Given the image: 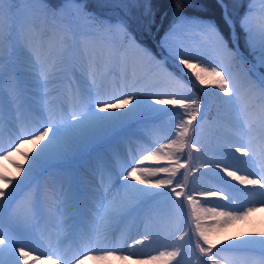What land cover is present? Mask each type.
I'll return each mask as SVG.
<instances>
[{
    "label": "snow or ice",
    "instance_id": "snow-or-ice-1",
    "mask_svg": "<svg viewBox=\"0 0 264 264\" xmlns=\"http://www.w3.org/2000/svg\"><path fill=\"white\" fill-rule=\"evenodd\" d=\"M31 2L39 6L42 11L50 10L53 15H64L66 9H73L76 14L85 16L98 31L117 34L124 39L120 46L111 42H102V47L97 48L93 44L95 33L78 31L71 23L52 35L44 33L36 23L27 26L20 23L15 27L9 24L6 28L4 17L13 13L18 0H0V160H7L17 154L27 160L28 154L22 151L23 145L28 142L36 144L46 141L40 151L32 157L31 166L27 170L21 165H15L18 171L27 172L24 180L13 186V180L0 173V185L12 186L10 192L7 188L0 187V245H3L0 247V264H21V262L28 264L33 252H37L36 259L44 256L52 260V264L58 262L83 264L85 259L108 261L115 258L126 261L134 253L116 255V247H100L109 240L112 220L125 214L141 198L168 196L170 199L172 194L178 198L183 196L184 201L187 202L188 216L197 238L195 248L199 250L201 256L207 257L202 264L209 262L210 264H264V232L250 235L242 242L231 244L217 252L213 251L216 247L215 237L221 231L233 223L247 220L252 214L264 208V75L260 77L258 84L249 82L242 85L231 72L237 61L246 63L247 57L240 52L239 37L236 35L237 23L227 13V6L224 5L223 0L217 2L225 9L223 20L230 30L231 47L229 39L225 38L214 19L211 17L193 19L184 14H179L173 25L164 33L161 45L168 47L179 65L193 70L196 81L201 85H213L218 91L210 95L231 113L232 118L225 122L220 132L222 143L216 152L224 158V161H215L212 165L219 169L215 177L224 185V189L208 190L201 192L200 195H218L222 190L239 193L249 198L244 207L232 206L237 201L236 195L224 197L230 200L229 204L203 207L192 192L184 191L188 186L189 176L195 175L188 167L193 160L192 153L208 151L194 141L192 136L196 127L193 122L196 121L201 106L198 99L187 100L179 94L180 90L186 87L183 81L163 63L157 61L153 54L137 41L130 31L133 24L130 14L126 12L116 21L107 22L93 18L91 14H85L78 0H66L65 5L59 8L50 6L49 0H31ZM142 16L145 25L150 26L155 22V14L150 2L145 3ZM193 27L212 49L218 63L202 62L178 45L181 29ZM239 31L244 34L245 47L252 61L264 68V11L259 15L251 10L246 12L240 18ZM130 52L139 60L154 66L152 75L138 73L135 61H130ZM74 63L82 69L81 75L77 76V80L80 81L79 96L76 97L79 101V109L67 115L65 122L64 113H58L54 102L48 99L50 95H56L55 92H49V89L73 67ZM109 82L115 90L123 89L122 94L114 100L92 101L93 94L97 97L103 95ZM157 88L161 91H153ZM145 93L151 95L145 98ZM257 96L259 103H256ZM30 100L40 104L42 108H47L46 117L42 111L36 112L43 122L34 130H29L26 122L15 115L21 112L23 103ZM152 104L179 105L187 113L188 119L181 117L179 130L170 143L157 141L159 146L155 150L147 147L139 155H133L130 162L125 161L124 173H122L125 183L120 185L124 196L121 197L118 193L117 197L106 201L103 194H100L99 207L96 209L99 223L95 225L92 234L85 232L79 236V243L70 259L63 249L64 241L57 238L53 242L50 236L45 239L43 235H36L29 230V226L38 216L37 203L24 201L18 205V220L25 226L24 231L9 230L6 227L5 215L13 209L20 194L35 178L37 169L45 162L86 148L99 141L110 129L135 118L144 110L165 111L153 108ZM129 105L133 107L126 112L99 115L100 112L108 109H126ZM5 131L7 142H5ZM165 148L169 151L164 152ZM185 149H188L187 163H181L177 153H182ZM237 153L240 155H236ZM153 159H166L171 163L168 166H145V161ZM105 168L106 166L102 164V173ZM181 168L185 169L181 180L176 182V187H171ZM160 173H166L167 178L156 180L155 186L171 188L170 192H152L138 188L133 183H127L129 180H138L140 184L151 183L149 177H155ZM110 180L109 176L108 182ZM231 181H235L236 184ZM101 182H106L103 174ZM237 184L252 186V190L245 191L237 187ZM177 188L181 191H177ZM172 203L176 204L175 201ZM217 208L225 210L218 211ZM206 218L212 219L215 223L203 224L202 221ZM64 227L69 235L79 232L71 218L65 222ZM185 235L187 233L180 235L179 240L183 241ZM124 238L125 234H122L121 239ZM158 239L146 234L144 239H138L136 243L143 245L145 240L156 242ZM45 243L51 251H41ZM171 247L170 251H160L158 255H149L147 258L157 262L175 260L181 255L183 245L174 244ZM97 252L99 254L93 255ZM221 253L249 255L222 256ZM257 254L258 259L255 258ZM6 256L9 259H6ZM53 257L55 259H52Z\"/></svg>",
    "mask_w": 264,
    "mask_h": 264
},
{
    "label": "bare ground",
    "instance_id": "bare-ground-1",
    "mask_svg": "<svg viewBox=\"0 0 264 264\" xmlns=\"http://www.w3.org/2000/svg\"><path fill=\"white\" fill-rule=\"evenodd\" d=\"M48 12L49 11H42L36 4L33 8L30 7L28 4V7H26L25 11L23 12L20 11L19 7L14 14H11L10 16L6 14L4 17V25L7 28L9 24H12L15 27L20 23H24L26 26L31 23H36L39 24L41 30L44 33L50 34L52 20L51 18H49ZM28 34L30 35V33ZM129 57H133L136 62L142 63L143 65H139V67H141L142 69L144 65L147 64L146 61H142L136 58L134 53L130 52ZM60 78H63V80H59L53 86H67V81L64 79L65 74ZM78 83H80V81H78ZM154 105L157 104H152V106ZM28 111H32L31 107H29V102L23 103L21 112L15 115L19 116L22 120L26 122L28 120L26 117ZM145 111L148 110H144L135 118L122 122L113 129H110L107 134L104 135L99 141L94 142L86 148L78 151L77 155H74L75 160L72 162V166L74 167L70 168L72 169V175H70L68 181L66 173L62 174L63 178H56L54 182L47 181L49 179V177L47 176L49 170L55 166V164L50 162V164L43 166V168L41 169H38L36 171L35 178L30 181V184L28 186L25 187V190L23 192H26L28 196L24 200H22V202L32 201L38 204V216L29 226V230L36 235H43L45 239L50 236L53 242H55L57 238L61 241H64L63 249L69 259L74 254L72 248L73 245H77L79 243V237L74 241L72 238L75 233L69 235L67 229L64 227L65 222L61 223V221H63V218L66 216L64 215V213L69 214L71 211H75L76 209H78L79 206H82L86 210L88 207H90L91 211H87L85 217L86 222L84 225L85 228L83 233H93L95 225L99 223V220L96 216V209H98L97 203L100 198V194H103V197L106 201L111 200L115 196L113 195L109 198V195L103 193L102 191L97 192L95 194V188L98 185L99 177L98 173H96L95 170L89 168L93 167L94 164H100L99 158L101 156H98L100 154L103 155L104 158L117 157L122 155L118 152L108 153L110 151V148L112 151H118L123 148L125 150V154L127 153V155L133 152L135 144L129 142H120L118 137L124 133H130L133 129L142 126V124L144 123L152 122L153 120H155L151 117V114H148V112ZM114 113L115 112H106L107 115H113ZM167 117H169V115L164 116L162 119H165ZM38 120L41 123L43 122L40 116H38ZM166 124L167 120L163 121L162 124L159 125V127L161 128L160 132L163 131L162 126ZM17 125H19V123H17ZM153 128L154 125L149 127L147 129V132H145L147 133V135H143L139 139V142L145 143V141H147L146 147H151L153 150H155V148L159 145L156 142V138L152 135ZM169 137V131H167L165 138L162 141L160 140V142L170 143L171 139ZM5 140L7 141V132L5 135ZM44 143H46V141H40L36 144L28 142L23 145L22 150L27 153L28 156L32 159V157H34L40 151V148L43 147ZM201 146L207 148L208 151L205 153V155L201 156V178H197V181H201V185H196L195 189L192 191L201 206L211 207L214 205L229 204L230 200L224 199L226 195H236L237 201L234 205H232L233 207L246 206L249 198H246L239 193H230L226 190H222L218 195H200L201 192H206L208 190H214L218 188L224 189V185L219 183L215 177V173L219 172V169L212 167L215 161H224L223 157L216 154L219 146L214 143L212 144L209 140L203 141ZM163 151L165 152L164 149ZM18 155L19 154L14 155L13 157L7 160H0V173H4L10 179H12L13 186L16 183H19L20 181L24 180V177L27 175V173H24L22 177H19L20 172L17 170V167L15 165H20L22 162ZM236 155L239 156L240 154L237 153ZM241 159L247 158L241 157ZM153 160H159V162L168 165L165 162V159ZM153 160L145 161V166L147 164L153 165V163H155V161ZM226 162L231 163V161ZM60 163L62 164L64 163V161H61ZM80 165H83V167L87 168L85 169V171H90V173H88V178H84V175L86 173L84 174V172L82 171L83 167L80 168ZM113 165H109L107 170L112 171L111 169L113 168ZM101 174L104 175L102 171ZM178 176L179 174H177V176L174 178L172 186L174 185V182L178 178ZM76 177H78V179H76ZM160 178L166 179L167 174L160 173L155 177H149L152 182L142 184V188L152 192H166L163 190V187L157 188L155 186V181ZM225 179L230 180V178L228 177H225ZM76 181L79 182L77 186H75ZM231 183L236 184L235 181H231ZM0 187L7 188L9 192L12 190V186L0 185ZM237 187L243 188L245 191L252 190V186L245 187L243 185L237 184ZM170 191L171 190H168L167 192ZM90 195L96 198L92 199ZM122 196H124V194ZM165 198L169 197L159 196L156 198H143V200L146 199V201H136L132 205L131 209H134V211L131 215L127 217L120 215L115 217L116 219L112 220L110 224L109 233L111 231L112 226L114 225V221L117 219H121L118 223V226H116L114 230L115 235L113 234L110 237V240L106 244L100 245V247H116V255H128L129 252H132L134 253V255H132L130 259L126 261L115 258L110 259L108 261L85 259L83 261V264H189L187 251L188 237L185 235L183 241L179 240V236L184 235V233H186V221L177 212L167 213V210H164L165 207L162 201ZM22 202H20V204ZM217 210L223 211L225 209L217 208ZM18 215L19 207L18 205L15 206L14 204L13 209L5 215L4 222L9 230H25V226L20 224L17 220ZM12 218L13 223L11 225L12 227L16 226L15 229H12L11 225L7 224L8 221H10ZM205 221L212 222L213 220L210 218H206L202 222ZM78 224L75 223L74 225L77 226ZM77 228L80 230V226H78ZM261 232H264V208H261L259 211L252 214L247 220L233 223L230 227L221 231L219 235L215 237L216 247L213 249V251L217 252L220 249L227 248L231 244L240 243L244 239L249 238L250 235L258 234ZM122 234H125V238L123 240L121 239ZM146 234H150L151 236H153V238L158 237L159 239L156 242H153V240H145V243L143 245L137 244L136 241L138 239H144ZM133 238H135L134 241ZM174 244L183 245L181 249V255L176 257L175 260H172L170 262H157L151 261L147 258L149 255H158L160 251L172 250L171 246ZM93 246L95 247V245ZM0 247H3V245H0ZM41 251L48 252L51 251V249L47 246V243H45ZM95 254H99V252L93 253V255ZM226 254L238 256L249 255L247 253H221L222 256ZM18 255L19 253H17V256ZM36 256L37 252H33L29 257L28 264H52V260H50L49 258L42 256L40 259H36ZM5 258L9 259L7 256ZM255 258H259L258 254L255 256ZM52 259H55V257H53ZM206 259L207 257L205 258V260ZM21 264H23V262H21Z\"/></svg>",
    "mask_w": 264,
    "mask_h": 264
},
{
    "label": "rangeland",
    "instance_id": "rangeland-1",
    "mask_svg": "<svg viewBox=\"0 0 264 264\" xmlns=\"http://www.w3.org/2000/svg\"><path fill=\"white\" fill-rule=\"evenodd\" d=\"M65 2L66 1L62 2L56 8H59L62 5H65ZM78 3L80 4L81 8H83L85 14H91V16L95 19L104 20L107 22H114L117 20V19H110L106 16H101L93 11L87 10L85 8L84 2L82 1L78 0ZM28 4L32 8L35 6V4L31 2V0H18L16 7L17 9L20 7V11L23 12L25 11V8L28 7ZM17 9L15 8L13 13H15ZM249 10L259 15V13L264 11V2H262V0H250L248 2V7H247L246 12H248ZM48 15L52 19V27H51V31L49 35L55 34L56 32L59 31L60 27L62 29L66 24L71 23L78 31L89 32V33H99L100 35L104 34V38L109 37V40L108 41L106 40L107 42L114 43L117 46H120L123 43L124 38L122 36L117 35V34H106L101 31H98L94 25L89 23V21L85 18V16L76 14L73 9H70V8L66 9L64 15H53L51 11L48 12ZM190 18L198 19L197 17H190ZM177 43L181 47L182 50L190 53L191 55H193L194 57H196L202 62L212 63L208 61V60H212V58L210 57H213V59H216V56L215 57L213 56L212 49L205 43L204 39L198 34V32L195 30L194 27L181 29L180 36H179ZM157 47H158L159 52L158 53L153 52V56L156 58L157 61L163 63L165 67L168 68L169 71L173 72L175 75L178 76L179 79L183 81V83L186 85L185 89H188V91L191 94L185 97L187 100H190L192 98L199 99L196 86L200 87V90L202 87L203 89H207L209 91L208 93L209 102L206 103V110H204V112L202 111L203 116L200 117V120L198 121V125L195 124V121L193 122L196 127H195V131L193 132L192 136H193L194 141H197L199 145H201L203 141L209 140L212 144L214 143L220 146L222 143L220 132L223 129L225 122L230 120L232 117H231V113L223 105H221L218 101H216L212 95H210L212 92H215L218 90L215 89V87L211 84L201 85L198 81H196L193 70L186 69L184 68L183 65H179L176 58L170 53L168 47L161 45V41L160 43L157 44ZM193 62H195V60ZM248 62H251V64L254 67V71L250 68ZM135 63L137 65V71L140 75H152L153 67H154L152 64H149L147 62V64H145L142 69L141 67H139V65H143L142 63L140 62H135ZM79 67L80 66L76 64L74 68L68 70L67 75L65 76L68 79L67 86L65 85L52 86L51 89L49 90V92L56 93V95L54 96L50 95L48 99L54 102L55 110L58 113L60 112L64 113L65 122H66L67 115L71 114V112L68 109H72L74 105L76 106L75 108H77L76 110L79 109V101L76 99V97L79 96V92H78L79 88L76 87L78 83L77 76L81 75L82 73V69ZM255 71L261 72V74L264 75V68L260 67L258 63L252 61V58L249 55H248L246 63L242 61H237L236 64H234L233 67L231 68V72L237 77L238 81L242 85L247 84L249 82H254L257 84L259 83V79H258V76L255 74ZM183 75H186L187 78H184ZM59 80H63V78H60ZM78 87H80V85ZM62 88H64V91H62ZM74 90H76L75 93L73 92ZM123 91H124L123 89L115 90L113 86L111 85V82H109L102 96H104V98L107 100H114L116 97L118 98L122 94ZM153 91H161V89L157 88V89H153ZM182 91L183 89L180 90L179 94H182ZM150 95L151 93H145V98H148V96ZM201 96H202V99L204 100L205 97H204L203 92ZM29 103H31V110L33 113L36 114L37 111H42L43 115L47 116V108H42L40 104L32 100H30ZM256 103H259L258 96L256 98ZM132 107L133 105H129L128 108L126 109H108L105 112H115L114 114H120L121 112L128 111ZM152 107L164 109L165 111L152 112L148 110L145 112H148L152 114V116H156V117H159V116L161 117L165 115H169V117L165 119L158 118V120L151 122L148 125H145L144 127H139L137 129H134L132 132L125 134L122 136V138H120L122 141L130 140V142L134 143L136 146L132 154L128 156L127 158L129 162L131 161V157L133 155L135 154L139 155L143 151V149L147 148L146 147L147 141H145V143L139 142V139L143 135L145 134L147 135V133L145 132H147V129L149 127L154 125L153 130H155V133H153V130H152V135L156 138V142L160 140L162 141L165 138L167 131H169V136H170L169 138L172 139V138H175V133L179 130L178 126L181 123V117H183V119L185 120L188 119L187 113H185V110L180 108L179 105H158L157 104ZM105 112H100L99 115H107L105 114ZM31 115L34 120L31 119L28 122H26V124L29 130H34L35 128L39 127L41 122H39L38 120L39 115L37 114L36 115L31 114ZM165 120H167V124L162 126L163 131L160 132L161 128L159 127V125H161L162 122ZM34 121H35V126L32 127V124L34 123ZM17 127H19V125H17ZM5 142L7 141L5 140ZM164 150L165 152L169 151V149L167 148H165ZM228 150H230V148ZM187 153H188V149H185L182 153H177V155L180 156L181 163H187V159H186ZM202 155H205V153H196V152L192 153L193 160L191 164L188 165V167L191 169L192 172L195 173V175L189 176L188 186L187 188L184 189L186 193L192 192L195 189L196 185H201V181H197V178H201V156ZM18 156L22 162L20 165L23 167V169L27 170L31 166V162H32L31 157L28 156V159L25 160L23 156L21 155H18ZM71 156L72 154L71 155L69 154L64 157H56V158H52L51 161L57 160L59 158L69 159ZM125 161L127 160H123V158H119V160H112V161L103 160L100 162L101 164L106 166L104 170V175H103V178L106 182L105 183L101 182L102 181V176H101V178L99 179L98 185L95 188V194L97 192L102 191L103 193L108 194L109 198L113 195L117 197L118 193L120 196L124 194L123 190L120 188V185L125 183V181L122 178V173H124ZM153 161H155L153 165L147 164L146 166H153V167L168 166L171 163L170 161L166 159H165V162L168 165L163 164L162 162H159V160H153ZM112 163H115V164L113 165ZM45 164H48V163L45 162ZM111 164L113 165V168L111 169L112 171H109L107 170V168ZM197 168H199L200 170L196 171ZM97 169H99V167ZM65 171L66 169H64L62 172H65ZM184 171L185 169L183 168L180 169L178 173L179 176L175 180L174 185L172 187H176V182L181 180V177ZM19 172H20L19 177L22 176L24 173H26V171H19ZM86 173H89V172H86ZM109 176L111 177L110 182H108ZM84 178H88V174H85ZM127 183H133L138 188L143 187V185L140 184L138 180L137 181L129 180L127 181ZM75 186H77V184ZM163 190L167 192L168 190H171V188L163 187ZM177 191H181V189L177 188ZM90 197H92V199L96 198L92 195H90ZM138 201L143 202L145 200L141 198ZM172 201H175L176 204H173ZM162 202L165 207L164 210L166 209L167 213L177 212L179 215L182 216V218L185 219L186 221L185 227H186V233H187L186 236L188 237L187 251H188L189 264H201V261H204L206 257L201 256L199 253V250L195 248L197 238L193 231L192 221L188 216V205H187V202L184 201V197L181 196L178 198L175 196V194H172L170 199L165 198L163 199ZM176 205H182V206L177 207ZM97 206L99 207L98 203H97ZM87 211H90V209L87 208ZM87 211L84 208H81L75 213L72 212L67 217L76 215L77 218H80L79 214L80 213L87 214ZM202 223L205 225H211L215 223V221H212V222L205 221Z\"/></svg>",
    "mask_w": 264,
    "mask_h": 264
},
{
    "label": "trees",
    "instance_id": "trees-1",
    "mask_svg": "<svg viewBox=\"0 0 264 264\" xmlns=\"http://www.w3.org/2000/svg\"><path fill=\"white\" fill-rule=\"evenodd\" d=\"M61 2L62 0H51ZM228 5V14L237 23V34L239 43L246 49L244 34L239 31V21L245 9L246 0H224ZM89 9L103 12L107 9L114 10L119 16L127 12L131 15L133 24L131 28L146 44L153 46L152 35L159 25L160 36L168 28L179 13L211 17L214 19L222 32L229 37L230 30L223 20V10L217 0H86ZM150 2L152 11L155 14V22L150 26L144 24L142 13L144 5ZM165 13V15H164Z\"/></svg>",
    "mask_w": 264,
    "mask_h": 264
}]
</instances>
